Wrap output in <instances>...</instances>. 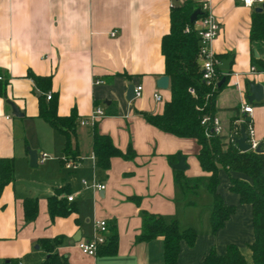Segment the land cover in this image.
Instances as JSON below:
<instances>
[{"label": "crops", "instance_id": "1", "mask_svg": "<svg viewBox=\"0 0 264 264\" xmlns=\"http://www.w3.org/2000/svg\"><path fill=\"white\" fill-rule=\"evenodd\" d=\"M185 1L0 0V92L7 82L0 95V159H13L15 174V181L5 186L0 197V264L11 260L42 264L48 253L39 241L56 237L62 238L56 250L67 264H161V235L137 241L143 213L176 221L181 230L196 231L192 246L180 240L176 264H205L211 249L222 255L229 244L238 247L246 264H252L251 207L240 203L229 181V176L244 177L238 173L228 176L220 167L217 194L234 213L212 233V197L203 188L185 194L174 183L175 169L170 167L180 155L187 167L184 178L209 176L198 165L196 141L165 134L142 117V113L161 114L170 100L168 87L156 86V80L164 76L160 44L170 30V10ZM210 6L222 29L211 49L221 60L233 58L229 72L220 70L228 79L215 100L221 135L228 138L240 118L242 103L250 105L254 138L264 150V96L260 103L246 101L248 82L264 88V73L251 72L252 9L244 8L239 0H210ZM30 74L50 77L48 92L57 96L59 117L76 112L70 141L80 161L77 169L64 168L66 137L39 117L43 93ZM130 85L142 86L141 98L128 100ZM156 92L161 102L153 101ZM10 103L21 116L14 115ZM95 108L102 109L104 116L94 126L81 125ZM95 131L112 139L123 153L131 146L136 157L127 161L114 157L109 169L101 170L97 159H92ZM34 151L38 157L35 167L30 158ZM41 154L50 160L40 163ZM92 183L106 189L91 188ZM69 196L73 201L67 200ZM51 197L71 209L67 216L51 218ZM36 198V220L28 222L23 202ZM98 220L107 222L108 240L96 256L83 254L76 244L93 237ZM114 233L117 248L112 252L108 244Z\"/></svg>", "mask_w": 264, "mask_h": 264}, {"label": "trees", "instance_id": "2", "mask_svg": "<svg viewBox=\"0 0 264 264\" xmlns=\"http://www.w3.org/2000/svg\"><path fill=\"white\" fill-rule=\"evenodd\" d=\"M250 30L248 41L252 52L256 51L260 57L264 55V10L260 12L251 8ZM197 6L191 0H187L180 7L170 10L169 32L161 39V54L164 60V76L169 79L168 91L170 100L163 105L161 114L155 116L142 113L146 123L157 128L161 132L173 135L181 139H194L199 147L196 156L199 167L203 172L209 173L204 178H184L182 172L174 170L173 180L183 192L195 193L199 188L205 189L212 197L209 224L211 232H217L224 222L234 213L233 207L226 205L217 194L219 186L218 172L220 167L229 176L230 173H238L243 179L230 178V191L239 197L240 203L251 207L253 240L249 246L252 257V264H264V150L261 153L240 152L235 144V138L226 140L224 136H214L211 132L212 119L215 117V100L217 94L224 87L228 75L220 70L219 81L224 82L216 88L210 89L201 81L199 66L196 59L198 44L196 35L192 31L193 23L190 17ZM200 13L197 19L201 17ZM185 27L190 29L185 32ZM220 60L222 58H219ZM251 64L255 72L264 73V58H251ZM29 77L36 83L37 88L43 93L39 99V117L56 131L66 137L65 152L67 156L76 158L71 149L70 132L76 128V112L70 116L59 117L57 110V96L51 100L46 99V93L51 89L52 80L50 77H36L30 74ZM2 81L0 82V85ZM5 83L0 95H4ZM209 121L201 125L202 118ZM205 133L208 135L205 136ZM93 153L96 156L98 166L101 170L107 171L112 158L119 157L124 160L134 159L136 154L131 146L123 153L114 144L112 139L95 131L93 136ZM15 181L14 160L0 159V197L5 186ZM38 200L25 199V219L28 222L36 220L38 213ZM51 218L55 216H67L71 209H68L62 202L51 197L48 200ZM189 204V203H188ZM142 232L137 241L150 240L163 237V251L161 264H176L177 255L180 251V240H184L188 246H192L196 237L193 228L181 230L176 221L166 222L162 216L142 214ZM62 242V238L41 239L40 246L48 255L42 264H67L58 252L56 246ZM117 235L114 233L108 246L115 252L117 248ZM205 264H246L245 258L238 247L229 244L222 255H218L211 249L204 257ZM7 264H17L11 260Z\"/></svg>", "mask_w": 264, "mask_h": 264}, {"label": "built area", "instance_id": "3", "mask_svg": "<svg viewBox=\"0 0 264 264\" xmlns=\"http://www.w3.org/2000/svg\"><path fill=\"white\" fill-rule=\"evenodd\" d=\"M193 3L196 4L197 10L202 14L199 19H197L192 25V31L196 35V40L198 44V50L196 54V59L199 66V73L201 74V81L205 84V86L209 87L210 89H215L217 83L219 82V74L217 73L218 66L220 64V59L214 55L211 45L212 42L215 40L216 37L219 36L221 33V27L217 20L215 19L213 12H211L210 0H191ZM240 4L245 8H253L255 6L260 7L261 4L264 3V0H239ZM185 32H189L190 29L185 27ZM116 33H112L114 36ZM251 72H254V69L251 68ZM228 75V74H224ZM3 80V77H0V82ZM100 83L97 81V84ZM135 99H139L142 96V86L135 88ZM53 95L48 92L46 99L51 100ZM162 97L159 92H156L153 95L154 102H161ZM252 112V107L250 105L242 103L239 109L240 118L237 120L232 130L229 132V136L226 139L227 141L233 138H239V130L240 126L242 125L244 128V134L246 135L247 141L246 143L250 145V150L254 151V149L258 146L257 141L254 138L253 134V127L251 121L247 122L246 118ZM104 116V112L100 108H95V110L91 113V115L80 121L81 125H92L94 126L95 121ZM209 120L204 117L202 118V124L207 123ZM211 132L214 136H222V126L218 119L215 117L212 119V128ZM208 134L205 133V136ZM47 154L40 155V163H44L47 160H50ZM93 161L96 162V157L94 156ZM64 168L65 169H77L80 165V161L78 159H74L70 156H65L63 158ZM86 185L87 182L83 181ZM91 188L98 189V190H105L106 186L101 184L92 183L89 185ZM69 202L73 201V197L69 196L67 198ZM94 235L92 238L80 240L77 242L76 246L80 249L83 254L89 256H96L100 246L104 245L108 240V224L105 220H98L94 222Z\"/></svg>", "mask_w": 264, "mask_h": 264}, {"label": "water", "instance_id": "4", "mask_svg": "<svg viewBox=\"0 0 264 264\" xmlns=\"http://www.w3.org/2000/svg\"><path fill=\"white\" fill-rule=\"evenodd\" d=\"M261 10H264V4H261L260 7H257L254 9V11H256V12H260ZM199 14H200L199 10L194 11L190 17V22L194 23L197 20V17L199 16ZM253 57H255V59L259 58L256 51H253ZM232 59L233 58L228 57L225 60H221L219 66H218V70L229 72ZM168 82H169L168 77L162 76L156 80V86L158 89L166 90L168 87ZM223 82H224V79L219 81L217 83V86H220ZM247 86L249 88L248 89L249 93L246 96L247 103H249V104L260 103L263 100L264 88L259 84H255L254 82H248ZM134 90H135V87L132 85H130L128 90H127L128 100H130V101L135 98ZM10 105H11L12 111L14 112V115L16 117L22 115L21 112H19L18 108H16L13 103H10ZM246 121L249 122L250 119L246 118ZM239 135H240V137L235 138V140H234L237 149L242 153L249 152L250 145H248L246 143L247 138H246V135L244 134V128L242 125L240 126ZM254 152L255 153H261V149H260L259 145L254 149ZM30 158H31V166L35 167L37 164V160H38V157H37V154L35 151L30 152ZM170 167L172 169H175V170L180 171V172H183L187 169V167L184 164V158L181 157L180 155L177 156L176 163H174Z\"/></svg>", "mask_w": 264, "mask_h": 264}, {"label": "rangeland", "instance_id": "5", "mask_svg": "<svg viewBox=\"0 0 264 264\" xmlns=\"http://www.w3.org/2000/svg\"><path fill=\"white\" fill-rule=\"evenodd\" d=\"M223 180V179H222ZM209 196V195H208ZM192 196H189L188 198H191Z\"/></svg>", "mask_w": 264, "mask_h": 264}]
</instances>
